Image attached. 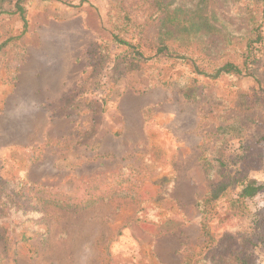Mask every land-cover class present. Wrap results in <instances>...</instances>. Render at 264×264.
Returning a JSON list of instances; mask_svg holds the SVG:
<instances>
[{
	"label": "rangeland",
	"instance_id": "374dc122",
	"mask_svg": "<svg viewBox=\"0 0 264 264\" xmlns=\"http://www.w3.org/2000/svg\"><path fill=\"white\" fill-rule=\"evenodd\" d=\"M13 3L0 0V264H264V50L259 81L206 79L156 53L153 0H26L25 29ZM124 9L147 60L111 38ZM241 10L223 16L240 28ZM221 171L263 187L220 195L204 231L197 201Z\"/></svg>",
	"mask_w": 264,
	"mask_h": 264
},
{
	"label": "trees",
	"instance_id": "16d2710c",
	"mask_svg": "<svg viewBox=\"0 0 264 264\" xmlns=\"http://www.w3.org/2000/svg\"><path fill=\"white\" fill-rule=\"evenodd\" d=\"M25 1L14 0V10L10 12L20 17L24 29L27 25ZM229 3L240 5L242 10L239 14L244 18V26L235 28L234 24L223 16V9ZM151 6L158 18L157 42L154 43L156 53L162 54L165 59L180 60L190 68L191 72L206 79L239 78L245 75L260 80L253 63L256 53L260 49L264 50V0H153ZM0 12L7 11L0 8ZM123 14L121 23L117 26L120 32H116V27H112V40L117 45L130 47L138 58L149 59L135 43L125 37L128 33L134 34L132 28L137 25L132 21L128 11L124 9ZM143 30L139 29L138 33L142 34ZM211 35L219 38L220 48L210 46ZM195 44L199 45L201 54L204 51L206 56L212 53L210 50L216 49L215 54H218V57L212 60V64L202 65L195 62L187 52L178 49V46L187 48ZM221 175L223 177L221 181L197 201V207L203 217L204 231L208 229L206 224L210 220L208 215L213 212L215 200L220 195L229 196L230 193H235L238 199L243 200L253 197L263 187L245 175L233 178L223 171ZM237 186L238 189L234 191ZM30 189L31 186H28V190ZM42 189L44 197H39L36 193L34 196L45 204L47 196L53 193V187L45 185ZM238 258L244 260V257ZM192 262L193 259L189 257L181 264H192Z\"/></svg>",
	"mask_w": 264,
	"mask_h": 264
}]
</instances>
